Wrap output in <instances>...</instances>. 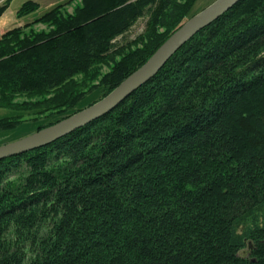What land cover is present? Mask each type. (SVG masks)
Wrapping results in <instances>:
<instances>
[{
    "label": "trees",
    "instance_id": "trees-1",
    "mask_svg": "<svg viewBox=\"0 0 264 264\" xmlns=\"http://www.w3.org/2000/svg\"><path fill=\"white\" fill-rule=\"evenodd\" d=\"M72 1L0 38V108L49 113L34 133L109 95L197 0ZM0 264H264V0H241L104 117L0 161Z\"/></svg>",
    "mask_w": 264,
    "mask_h": 264
},
{
    "label": "water",
    "instance_id": "water-1",
    "mask_svg": "<svg viewBox=\"0 0 264 264\" xmlns=\"http://www.w3.org/2000/svg\"><path fill=\"white\" fill-rule=\"evenodd\" d=\"M240 1L217 0L201 13L190 18L182 24L142 67L132 73L109 95L55 125L21 140L0 146V161L49 146L76 130L104 117L157 75L183 45Z\"/></svg>",
    "mask_w": 264,
    "mask_h": 264
},
{
    "label": "rangeland",
    "instance_id": "rangeland-1",
    "mask_svg": "<svg viewBox=\"0 0 264 264\" xmlns=\"http://www.w3.org/2000/svg\"><path fill=\"white\" fill-rule=\"evenodd\" d=\"M6 1V0H5ZM3 1V3L5 2ZM26 0H10L9 2V7L8 9L4 12V14L1 16V21H0V30H11L14 28H19L24 26L25 21H30L29 20H25L20 21L19 18L17 17V12L18 10L22 7V5L25 3ZM83 0H73L71 2L70 5H68L65 8V12H69L70 14H72L74 12V9L77 6H81ZM217 0H197L191 10L190 13V17L186 18V20L183 22L185 23L187 20H189L190 18H192L193 16L201 13L202 11H204L206 8H208L209 6H211L213 3H215ZM2 3V4H3ZM45 9H41V11L39 13H37L36 15L32 16H38V15H42L44 14ZM33 20V19H32ZM20 21V22H19ZM146 23H147V18H143L138 20V22L129 30V32L124 36V38H120L119 39V43L121 45H126L128 43H131L132 41L136 40L139 36H142L145 34V29H146ZM182 23V24H183ZM49 27L47 25L44 24H38L33 26L31 29L24 31V35H29L30 31H33L35 33L38 32H42V31H49ZM163 31V30H160ZM3 34H0V38ZM138 46H134L133 48L131 47V49H134ZM109 70L108 67L104 66L100 69V74L98 76V78L96 80H94L93 83H91L92 85H97L99 83V80L101 79V77L107 73ZM103 90H99L97 92H94V94L88 98L85 102H83L79 108H83L88 106L90 103L99 100L100 98H102V94H103ZM49 98L48 96L45 97V99ZM16 103H18V105H20V107L24 106L25 104L28 103V105H30V103H35L37 101L40 100V98H26V97H21V98H17L15 99ZM102 100V99H101ZM22 105V106H21ZM31 107H29L30 109ZM23 111V110H21ZM17 115L22 116V122H24V125L16 130V131H8V132H0V146L21 140L23 138H26L30 135H32L35 130L40 126L43 125L44 123H47L46 119H44L48 114H43V115H38V112L33 111V110H28L25 112H20V113H16L13 112L10 109H5V108H0V119L2 118H6V117H14ZM248 254V252H244L243 255Z\"/></svg>",
    "mask_w": 264,
    "mask_h": 264
},
{
    "label": "crops",
    "instance_id": "crops-1",
    "mask_svg": "<svg viewBox=\"0 0 264 264\" xmlns=\"http://www.w3.org/2000/svg\"><path fill=\"white\" fill-rule=\"evenodd\" d=\"M3 1H5V0H0V5L3 3ZM68 1H70V0H26L25 1V3H27V2H34V3H37L38 5H39V10L36 12V13H34V14H32V15H30V16H27V17H25V18H22V19H19L20 21H25V20H29V19H31L30 21H25V22H27V23H25L24 24V26L25 25H27V24H29V23H32L34 20H36L37 18H39V17H41L42 15H44L45 13H47V12H49V11H51L53 8H55L56 6H59V5H63V4H65V3H67ZM24 3V4H25ZM23 4V5H24ZM22 5V6H23ZM41 9H45L44 11V14H42V15H38V16H35V17H32V16H34V15H36L37 13H39L40 11H41ZM20 10V9H19ZM18 10V11H19ZM2 19V18H1ZM1 19H0V21H1ZM33 19V20H32ZM19 21V22H20ZM23 27V26H22ZM15 29V28H14ZM12 30V29H11ZM8 31H10V30H0V34H5L6 32H8Z\"/></svg>",
    "mask_w": 264,
    "mask_h": 264
}]
</instances>
